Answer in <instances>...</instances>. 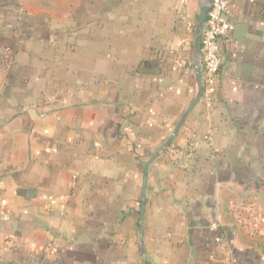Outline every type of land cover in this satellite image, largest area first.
I'll return each instance as SVG.
<instances>
[{
	"label": "crops",
	"instance_id": "obj_1",
	"mask_svg": "<svg viewBox=\"0 0 264 264\" xmlns=\"http://www.w3.org/2000/svg\"><path fill=\"white\" fill-rule=\"evenodd\" d=\"M202 1L0 0V264H264V0H228L214 107L176 138L200 148L144 184L196 97Z\"/></svg>",
	"mask_w": 264,
	"mask_h": 264
},
{
	"label": "built area",
	"instance_id": "obj_2",
	"mask_svg": "<svg viewBox=\"0 0 264 264\" xmlns=\"http://www.w3.org/2000/svg\"><path fill=\"white\" fill-rule=\"evenodd\" d=\"M228 7V0H210V9L201 41L200 58L204 91L200 103L207 114L211 113L217 98L223 61V42L231 38L235 29L234 24L227 18ZM183 22L186 24L187 33L193 34L195 25L186 20L185 17ZM179 65L183 69H188V62L184 59L180 61ZM188 133L184 147L175 140L168 149V157L171 163L179 168H184L185 161L194 158L200 148L197 133L195 131ZM235 209L240 218L242 231H255L258 229L261 218L257 215L254 206L241 205L235 207ZM9 214L8 210L0 211V219ZM14 246V240L0 237V255L8 253ZM49 250H51L50 247Z\"/></svg>",
	"mask_w": 264,
	"mask_h": 264
},
{
	"label": "water",
	"instance_id": "obj_3",
	"mask_svg": "<svg viewBox=\"0 0 264 264\" xmlns=\"http://www.w3.org/2000/svg\"><path fill=\"white\" fill-rule=\"evenodd\" d=\"M210 9V2L209 1H202L200 3V14L198 18V22L196 25V30H195V42H194V58H193V67H194V72H195V77H196V82H197V92H196V97L189 107V109L186 111L184 114L179 126L177 129L174 131V133L171 135L167 143L164 145L162 150L158 153L153 154V156L150 158V160L147 162L145 166V177H144V184L146 186L147 182V173L149 166L157 160L160 156L165 154L167 150L171 147L173 142L176 140L177 136L183 129V126L189 117V115L193 112V110L200 104L201 98L203 95L204 87H203V78H202V67H201V58H200V50H201V41H202V36H203V31L205 27V23L207 20V15L208 11ZM144 208V204H143ZM142 208V214H143V209ZM142 255L145 259L146 264H150L148 260L146 259L144 251L142 252Z\"/></svg>",
	"mask_w": 264,
	"mask_h": 264
},
{
	"label": "rangeland",
	"instance_id": "obj_4",
	"mask_svg": "<svg viewBox=\"0 0 264 264\" xmlns=\"http://www.w3.org/2000/svg\"><path fill=\"white\" fill-rule=\"evenodd\" d=\"M199 14H200V11L199 13L197 14V16L195 17V20H194V25H195V30H196V25H197V22H198V18H199ZM185 37H186V42L184 44V46L186 45L187 49L186 51L184 52V58H188V60H191L193 61V58H194V42H195V32H193V34H188L187 31L185 30V33H184ZM7 49V48H6ZM4 48V50H6ZM11 50L9 49V52ZM4 52V51H3ZM6 55L7 54H4L5 58H6ZM195 91L197 92V85H196V88H195ZM195 92V93H196Z\"/></svg>",
	"mask_w": 264,
	"mask_h": 264
},
{
	"label": "trees",
	"instance_id": "obj_5",
	"mask_svg": "<svg viewBox=\"0 0 264 264\" xmlns=\"http://www.w3.org/2000/svg\"><path fill=\"white\" fill-rule=\"evenodd\" d=\"M5 46H6V45H4V44H0V57H2V55H1V49H2V48H5ZM7 47H8V46H7ZM167 152H168V150H167Z\"/></svg>",
	"mask_w": 264,
	"mask_h": 264
}]
</instances>
